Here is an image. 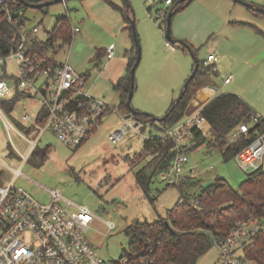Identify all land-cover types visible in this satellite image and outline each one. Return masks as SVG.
I'll return each mask as SVG.
<instances>
[{
  "label": "rangeland",
  "instance_id": "rangeland-1",
  "mask_svg": "<svg viewBox=\"0 0 264 264\" xmlns=\"http://www.w3.org/2000/svg\"><path fill=\"white\" fill-rule=\"evenodd\" d=\"M88 1L92 7L97 8V12L105 11L94 0H67L73 26L74 23L81 24L80 19L84 18L82 6ZM101 1L100 4L105 9H113L108 1ZM113 1L117 3L116 0ZM123 1L120 0V4ZM130 3L142 52L141 62L135 72L137 88L132 105L141 111L162 117L191 74L193 57L168 40L165 22L160 18L156 20V8H166L163 2H158L150 9L148 7L152 3L148 0H130ZM253 5L264 9V0H193L172 16L171 35L173 39L183 38L191 43L200 61L210 52H216L220 70L216 74L207 73V83L217 89L216 94L231 92L239 95L264 120V13L256 10ZM21 12L28 26L39 25L38 35H42V38L46 37L44 35L47 30L53 28L58 17L67 14L62 1L42 8H21ZM82 29L83 33L74 36L69 45L62 49L50 47L44 53L64 62L70 51L69 62L72 68L78 73L90 71L92 75L86 81V91L105 99L113 108L118 107V94L105 77L110 76L114 67H127L126 61L122 59L121 46L109 68L104 70V76H101L91 58L100 49L103 52L104 47L109 46V40L86 17ZM228 75L233 79L225 84L224 77ZM7 81L14 87L13 79ZM203 85L204 83L201 87ZM36 104L35 98H24L16 104L12 113L15 119H10L21 132L24 131L15 121H20L25 112L33 117ZM187 120L188 114L177 124L182 125ZM124 122L122 112H110L103 118L100 128L78 148L68 146L48 130L38 140L37 149L23 161L17 150L26 154L27 142L16 133H9L0 119L2 183L11 181L13 169L21 167V175L15 184L24 187L38 200L49 201L51 197L48 191L55 189L64 198L90 207L100 218L91 224L87 236L101 255L115 260L124 255V248L129 242L124 231L129 223L134 220L154 221L159 215L166 216L180 198L179 187L167 185L163 180L164 173H161L152 184V194L156 190L160 193L157 200L151 202L136 184L134 177V171L144 161L128 170L129 165L139 161L144 140L162 134L159 122H148L144 127L140 123L131 128L122 141L111 143L109 131L120 127ZM203 129H208L206 123L203 124ZM185 143L192 145L190 135ZM44 153L47 154L45 159L42 158ZM187 155L189 161L184 173H190L189 168L194 167L195 176L202 179L203 185L209 184L218 176L225 178L233 188L240 189L241 183L247 178L248 174L239 168L233 157L225 159L219 150L208 151L206 144L189 150ZM187 187L189 188L188 185ZM61 202L65 204V200ZM103 219L114 220L117 227L109 230ZM219 255V248L214 243L198 264H216Z\"/></svg>",
  "mask_w": 264,
  "mask_h": 264
},
{
  "label": "built area",
  "instance_id": "built-area-1",
  "mask_svg": "<svg viewBox=\"0 0 264 264\" xmlns=\"http://www.w3.org/2000/svg\"><path fill=\"white\" fill-rule=\"evenodd\" d=\"M151 7L163 2L165 9L159 7L156 19L163 22L168 16V6L173 0H148ZM16 0H0V14L16 25L20 39L9 52L0 56V119L9 133H16L23 138L28 149L26 154L17 150L21 159L27 160L38 140L51 130L59 140L72 148L82 145L92 133L102 125L103 118L119 107H112L105 100L89 94L86 87V75L78 73L67 61L61 62L48 57L44 52H37L32 47L33 38L38 37L40 27H29L26 22L19 23L21 8ZM79 28H74V34ZM169 45V42H166ZM54 46H58L56 42ZM110 50L108 55H113ZM218 55L210 52L203 64L213 71L217 67ZM13 66V67H12ZM232 76L225 78L229 82ZM14 80V87L8 84ZM24 98H35V115L22 114L21 122L32 127L29 133L21 132L3 110L1 100L11 99L10 94ZM203 107L196 108L188 114V120L168 128L163 135L173 139L175 151L170 167L164 171L163 180L168 184L184 183V169L188 164V145L186 138L192 136L194 129H202L206 117ZM40 117H45L43 123ZM259 116L252 114L257 122ZM179 123V122H178ZM135 127L133 119H125L118 128L112 130L108 138L113 144L122 141ZM250 130L247 122H241L229 134L228 145L234 143L241 134ZM239 168L251 173L264 163V133L258 134L248 145L235 155ZM21 167L13 169L11 181L0 184V264H153L147 259L130 262L129 257L107 259L101 255L87 236L91 224L100 217L87 205L77 204L64 198L58 190L51 189V199L47 202L38 200L22 186L16 185L21 175ZM190 174H196L194 167ZM190 176V175H189ZM65 200V204H62ZM194 203H198V201ZM73 207L74 209H71ZM107 228L112 230L117 223L112 219H103ZM264 231V219L250 217L237 220L231 233L216 238L214 243L219 248L216 264H260L246 258L245 248L254 237Z\"/></svg>",
  "mask_w": 264,
  "mask_h": 264
},
{
  "label": "trees",
  "instance_id": "trees-1",
  "mask_svg": "<svg viewBox=\"0 0 264 264\" xmlns=\"http://www.w3.org/2000/svg\"><path fill=\"white\" fill-rule=\"evenodd\" d=\"M16 1L18 8L28 7L20 0ZM186 1L173 0L167 8L168 12L172 11L173 16L187 6ZM112 4L120 9L126 27L131 28L133 8L125 3L123 6H118L113 2ZM150 8L151 6H149ZM18 22H25L23 14L18 18ZM164 22L166 28L167 18ZM73 36L74 27L68 10V14L57 18L55 25L49 31L48 40L40 41L33 38L32 47L41 53L47 48L55 47L56 42L59 43V46L70 44ZM19 39L20 33L17 26L9 22L5 15L0 14V56L7 54ZM135 60L136 57L130 61L126 74L114 84V89L120 92L121 106L127 112H129L127 98L131 86V67ZM211 71H213L212 68L205 66L201 60L199 69L191 79L184 97L167 118L155 121L148 113L137 110L136 120L139 124H143V127L148 122L152 124L159 122V128L164 133L193 109L191 99L204 83L203 79L206 74ZM20 98L21 95H18L11 99L1 100L3 110L9 118L15 119L12 111ZM254 113L252 107L239 95L231 92L217 94L202 109L208 129L192 131V145H188V150L206 144L208 151L219 150L225 159L234 158L241 148L248 145L258 134L264 133V120L260 117L257 122H254L252 120ZM38 121L43 123L45 117H40ZM241 122H247L250 125V130L241 134L234 143L228 145L230 132ZM15 123L26 133L32 130V127H28L19 120H16ZM36 149L37 146L34 150ZM174 154L171 137L163 134L150 136L143 143L139 161L129 165L131 170L136 168L139 162L144 161L134 171V177L136 184L151 202H155L160 193L156 190L155 194H152V184L158 175L170 167ZM46 155L44 153L42 158L45 159ZM2 174L3 171L0 169L1 184ZM187 181L188 183H186ZM184 183L178 185L180 198L166 216L159 215L158 219L154 221L134 220L125 227L124 231L129 237V242L121 257H129L130 262L147 259L153 264H198L200 258L212 248L216 238L225 237L231 233L237 220L248 219L252 216L264 219L263 166L248 173L247 178L241 183L240 189L233 188L225 178L218 176L207 186L199 187L194 194L187 191L186 185L195 186L196 180L190 176L186 177ZM167 185L173 184L167 183ZM194 199L198 203H194L192 201ZM245 256L256 263L264 264V231L259 232L245 248Z\"/></svg>",
  "mask_w": 264,
  "mask_h": 264
},
{
  "label": "crops",
  "instance_id": "crops-1",
  "mask_svg": "<svg viewBox=\"0 0 264 264\" xmlns=\"http://www.w3.org/2000/svg\"><path fill=\"white\" fill-rule=\"evenodd\" d=\"M108 1L113 7V9H110V11H108L107 9H105V7L101 6V0H94V3L100 7V9H103L105 11H99L98 12L95 10L97 8L95 7H92V4L90 1H88L89 3H86V5L82 6V9H83V20L80 19L81 21V24H75L74 23V28H79V31L76 32V34H74V36L78 35V34H82L83 33V29H82V24L85 20V17L87 19L90 20L91 24H94L96 27L100 28L103 32V34L107 37V39L109 40V43L107 47H104V51H100L94 56L91 58V61L93 62V66L95 68H97L99 70V73L101 76H104L105 74V69L107 70L109 68V66L111 65V62L113 61L116 53H118V50H120V46H121V49H122V54H123V60L126 61L127 63V67L124 69L122 68V66L120 67H114V71L109 73V77H105L106 80H109L112 85H113V89H114V84L122 77L126 74V72L128 71V66H129V63L130 61L137 56V46L135 44V41H134V38H133V35H132V30L131 28H127L126 25H125V21H124V18H123V15L120 11V9H118L115 5L112 4V2L118 6H123L124 5V1H123V4H120V0H116V2H114L113 0H106ZM193 1V0H192ZM191 1V2H192ZM63 4L65 5L66 7V10H67V14H68V10H69V7H68V4H67V0H63L62 1ZM190 2V3H191ZM79 7H81L80 5H78ZM254 6V5H253ZM256 10L257 7L254 6ZM110 8V7H109ZM149 8V7H148ZM78 9V8H77ZM259 11V10H258ZM70 12V11H69ZM78 12H79V9H78ZM98 14H97V13ZM261 12V11H259ZM157 20V19H156ZM238 22H242V21H238ZM243 23V22H242ZM32 26H35V25H32ZM39 26V25H38ZM31 27V26H29ZM159 27H161L159 25ZM51 30V29H50ZM50 30H47L46 33L44 36H46L45 38H42V35H38L37 39L38 40H42V41H47L48 38H49V31ZM73 36V37H74ZM183 39V38H182ZM185 40V39H184ZM187 41V40H186ZM188 42V41H187ZM189 43V42H188ZM59 44V43H58ZM191 44V43H190ZM67 44H64L63 46H55L53 48L55 49H58L61 47H64L66 46ZM69 45V44H68ZM192 45V44H191ZM193 46V45H192ZM180 47V46H179ZM182 48V47H180ZM48 49V48H47ZM46 49V50H47ZM45 50V51H46ZM110 50H113V55L111 57H109L108 53ZM182 50L186 53H189L186 49H183ZM43 51V52H45ZM69 53L70 51H68L67 53V58L65 61L68 60V63L70 64L69 62ZM45 54V53H44ZM190 54V53H189ZM49 57V56H48ZM51 58V57H50ZM55 59V58H53ZM142 59V58H141ZM56 60V59H55ZM104 60H106V63L104 62ZM194 61V60H193ZM63 62V61H61ZM135 62V61H134ZM141 62V61H140ZM140 64V63H139ZM139 66V65H138ZM193 67H194V62H193ZM193 67H192V70H193ZM218 67V65H217ZM118 68V69H117ZM132 68V67H131ZM191 70V72H192ZM220 70V67H218V69L216 71H211L209 72V74H216L218 73ZM86 75V81H88V79L91 78V73L90 71H88L87 73H83ZM229 76V75H228ZM227 77V76H226ZM224 77V83L225 84H228L232 81L233 77L231 78V80L229 82H225V78ZM206 78H208L207 76L204 77V85L197 91V93L195 94L194 98L191 99V105H192V110H195L196 108H199V107H204V105L209 102L214 96H216V91L217 89L214 88L213 86L209 85L206 81ZM187 79V78H186ZM186 81V80H185ZM137 88V83H136V78H135V90ZM115 90V89H114ZM134 90V91H135ZM116 91V90H115ZM117 94H118V98H119V104H118V107H119V111L122 112L124 114V118L126 119V115L128 114L127 111H125L122 106H121V100H120V92L116 91ZM224 93V92H223ZM220 94V93H219ZM101 98V97H99ZM103 99V98H101ZM105 100V99H103ZM107 103H109L108 101H106ZM173 102V101H172ZM171 102V104H172ZM110 104V103H109ZM137 110L141 111L140 108L136 107ZM143 109V108H142ZM168 110V109H167ZM166 110V111H167ZM15 111V108L13 109L12 113ZM190 111V112H191ZM144 112V111H143ZM189 112V113H190ZM255 113H257L255 110H254ZM187 113V114H189ZM186 114V115H187ZM258 115V114H257ZM259 116V115H258ZM20 119V118H19ZM12 121V120H11ZM21 121V119H20ZM135 123V121H134ZM16 127V126H15ZM111 131H109L110 133ZM13 133V132H12ZM163 134V132H162ZM160 134V135H162ZM147 139V138H146ZM145 139V140H146ZM229 139V137H228ZM144 140V141H145ZM144 143V142H143ZM235 159V158H234ZM236 161V160H235ZM126 167H128L126 165ZM263 167H264V163H263ZM210 169H213V166H210ZM128 170H129V167H128ZM190 172V171H189ZM193 177L194 180H196V185L195 186H192V187H187V191L190 193V194H194V192H196L198 190L199 187L201 186H207V185H203L202 184V179L200 178H197L196 176L194 175H191L190 173H187L186 174V177ZM216 178V177H215ZM214 178V179H215ZM186 180V179H185ZM214 181V180H213ZM212 181V182H213ZM210 182V183H212ZM209 183V184H210ZM191 197H193L191 195ZM219 258V257H218Z\"/></svg>",
  "mask_w": 264,
  "mask_h": 264
},
{
  "label": "water",
  "instance_id": "water-1",
  "mask_svg": "<svg viewBox=\"0 0 264 264\" xmlns=\"http://www.w3.org/2000/svg\"><path fill=\"white\" fill-rule=\"evenodd\" d=\"M20 1L23 2V4L28 6V7L42 8L44 6H48V5L56 3V2H61L63 0H44V1H39V2H32V1H28V0H20ZM191 1L192 0H187L186 5H188ZM124 3L127 6H131L130 0H124ZM250 6H252V5H250ZM257 9L259 11H261V13H264L263 8L257 7ZM172 14H173L172 11H169L168 17H167L166 37L168 40H171L173 44H176V45L182 47L183 49H186L190 53V55L193 57V60H194V67H193L191 74L188 76V78L184 82V84L180 90L179 95L173 100L172 104L170 105V107L168 108L166 113L162 117H158V116H155V115L148 113L150 115V117L155 121H160L162 119L167 118V116L180 103V101L182 100V98L184 97V95L186 93V90L189 86L191 79L196 75V73L199 69V66H200V60L197 56V53H196V50L194 49V47L184 39H181V38L173 39L172 38V35H171ZM131 30H132V35H133L135 44L137 46V56H136V60L133 64V66L131 68V86H130V90H129L128 98H127V106L129 108V112L126 115V119L135 120V126H137V125H139L138 120H136L137 109L132 105V98H133L134 90H135V72H136V69H137L140 61H141L142 52H141L140 38H139L138 31H137L136 21L134 18V12H133L132 17H131Z\"/></svg>",
  "mask_w": 264,
  "mask_h": 264
}]
</instances>
